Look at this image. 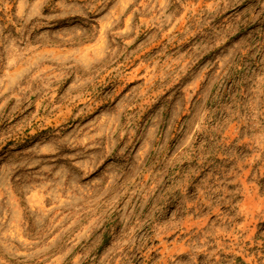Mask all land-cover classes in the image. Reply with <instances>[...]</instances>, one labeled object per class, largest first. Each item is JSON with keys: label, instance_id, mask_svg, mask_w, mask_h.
<instances>
[{"label": "rangeland", "instance_id": "374dc122", "mask_svg": "<svg viewBox=\"0 0 264 264\" xmlns=\"http://www.w3.org/2000/svg\"><path fill=\"white\" fill-rule=\"evenodd\" d=\"M0 264H264V0H0Z\"/></svg>", "mask_w": 264, "mask_h": 264}]
</instances>
